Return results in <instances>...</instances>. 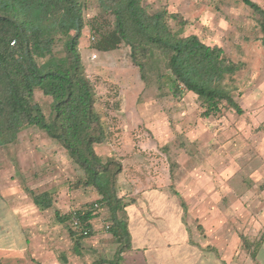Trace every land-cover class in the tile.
<instances>
[{
    "label": "rangeland",
    "instance_id": "rangeland-1",
    "mask_svg": "<svg viewBox=\"0 0 264 264\" xmlns=\"http://www.w3.org/2000/svg\"><path fill=\"white\" fill-rule=\"evenodd\" d=\"M253 1L264 8V0ZM146 3L151 9L168 5L170 11L181 13L189 22L185 33L223 46L227 56L242 65L225 84L243 113L231 108L206 117L195 93L185 90L186 96L175 97L154 74L143 80L129 47L97 50L95 27L108 28L111 16L96 0H88L80 50L82 71L96 99L94 113L104 128L103 143L95 145L98 158L122 161L118 192L128 205L144 181L174 187L187 202L201 196L208 202L235 197L247 209L242 218L264 219V42L256 14L241 0ZM35 100L48 114L52 98L38 90ZM83 178L62 145L37 127L0 147V264H92L114 255L118 243L106 228L111 224L107 207L98 209L93 235L83 240L80 254L74 250L69 224L55 218L57 209L64 214L89 208L99 198L94 187L78 183ZM45 190H51L56 201L51 209L40 211L30 191ZM199 212L200 208L191 214L198 218ZM128 213L126 209L119 215ZM168 216L173 217L171 212Z\"/></svg>",
    "mask_w": 264,
    "mask_h": 264
},
{
    "label": "trees",
    "instance_id": "trees-1",
    "mask_svg": "<svg viewBox=\"0 0 264 264\" xmlns=\"http://www.w3.org/2000/svg\"><path fill=\"white\" fill-rule=\"evenodd\" d=\"M96 1L111 16L108 28L95 27L97 50L129 47L143 80L154 74L175 97L185 90L195 93L206 117L231 108L243 113L225 84L242 65L230 59L223 46L185 33L189 22L181 13L170 11L168 5L151 9L146 0ZM241 1L256 14L264 42V8L253 0ZM87 8L88 0H0V147L17 142L30 127L62 145L84 173L78 183L94 187L99 198L89 208L64 214L57 209L56 218L69 224L74 249L80 254L83 240L93 235L98 209L107 207L108 230L118 247L111 258L103 256L92 264H125L132 237L128 220L119 215L128 206L118 192L123 163L113 157L106 162L98 158L95 145L102 141L104 128L94 113L91 81L82 71L80 42L88 24ZM38 90L52 98L48 114L35 100ZM30 192L38 210L54 206L52 191Z\"/></svg>",
    "mask_w": 264,
    "mask_h": 264
},
{
    "label": "crops",
    "instance_id": "crops-1",
    "mask_svg": "<svg viewBox=\"0 0 264 264\" xmlns=\"http://www.w3.org/2000/svg\"><path fill=\"white\" fill-rule=\"evenodd\" d=\"M142 183L126 208L132 249L124 253L125 264H264V219L242 218L247 209L235 197L187 202L174 187Z\"/></svg>",
    "mask_w": 264,
    "mask_h": 264
},
{
    "label": "built area",
    "instance_id": "built-area-1",
    "mask_svg": "<svg viewBox=\"0 0 264 264\" xmlns=\"http://www.w3.org/2000/svg\"><path fill=\"white\" fill-rule=\"evenodd\" d=\"M92 39L95 40V36H92ZM92 57H93V58H97V57H98V54L93 53ZM96 205H97V204H96ZM74 223H75V225H76V227H77V225H78V221L75 220ZM109 226H110V225L107 224L106 228H109Z\"/></svg>",
    "mask_w": 264,
    "mask_h": 264
}]
</instances>
